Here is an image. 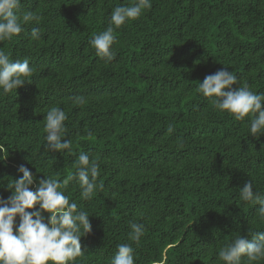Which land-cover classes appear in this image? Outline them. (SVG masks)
I'll return each instance as SVG.
<instances>
[{
	"label": "trees",
	"instance_id": "trees-1",
	"mask_svg": "<svg viewBox=\"0 0 264 264\" xmlns=\"http://www.w3.org/2000/svg\"><path fill=\"white\" fill-rule=\"evenodd\" d=\"M130 2L21 0L22 11L42 19L0 42L11 59L27 58L34 68L17 92L0 89V196L12 194L7 185L22 177L21 164L37 183L45 175L63 181L88 152L103 189L91 200L75 181L61 189L93 226L75 264H111L122 243L132 244L136 264H222L220 247L264 230L259 205L240 199L248 180L264 193V135L251 136L248 117L217 110L198 85L227 68L241 86L264 93V0H152L115 30L117 54L106 62L90 41L109 26L115 6ZM52 106L68 116L63 139L72 154L45 148ZM129 221L145 226L139 246Z\"/></svg>",
	"mask_w": 264,
	"mask_h": 264
},
{
	"label": "clouds",
	"instance_id": "clouds-1",
	"mask_svg": "<svg viewBox=\"0 0 264 264\" xmlns=\"http://www.w3.org/2000/svg\"><path fill=\"white\" fill-rule=\"evenodd\" d=\"M22 8L21 0H0V42L19 36L29 22L37 25L41 22L40 15L22 11ZM151 8L152 0H131L128 4L115 6L109 26L90 41L96 55L106 62L114 60L117 54L113 47L117 39L115 30L139 19ZM40 35V28L33 27L31 38L39 40ZM33 72L29 59L13 60L0 48V89L3 94L17 92L26 81L31 82ZM233 85L239 87L233 88ZM198 88L203 96L212 100L217 110L227 111L237 121L248 117L251 136L264 135V93L253 91L247 84L241 86L237 75L227 68L207 75ZM73 99L77 105L86 102L80 96ZM67 120L66 112L59 106H52L47 111L44 131L48 151L72 154L71 140L63 139ZM171 130L170 125L168 131ZM18 172L23 174L22 177L7 185L12 194L6 199L0 196V264H75L78 258L84 257L81 238L92 233L93 226L89 213L61 189H67L69 182L75 181L81 197L91 200L96 191L104 187L98 182L100 165L97 158L90 157L88 152H80L75 172L69 173L63 181L45 175L46 178H39L37 183V176L23 164ZM240 199L259 205L258 218L264 222V193L254 191L251 180L241 187ZM129 228V239L139 246L145 226L129 221ZM217 260L222 264L264 261V230L235 236L218 249ZM111 264H136L132 244H118Z\"/></svg>",
	"mask_w": 264,
	"mask_h": 264
}]
</instances>
